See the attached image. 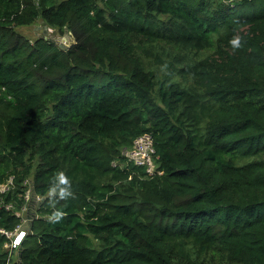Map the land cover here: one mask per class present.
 <instances>
[{
	"label": "trees",
	"instance_id": "1",
	"mask_svg": "<svg viewBox=\"0 0 264 264\" xmlns=\"http://www.w3.org/2000/svg\"><path fill=\"white\" fill-rule=\"evenodd\" d=\"M38 19L75 42L16 32ZM144 132L152 177L113 165ZM8 176L41 197L10 264H264V0H0Z\"/></svg>",
	"mask_w": 264,
	"mask_h": 264
},
{
	"label": "built area",
	"instance_id": "2",
	"mask_svg": "<svg viewBox=\"0 0 264 264\" xmlns=\"http://www.w3.org/2000/svg\"><path fill=\"white\" fill-rule=\"evenodd\" d=\"M153 144V139L150 133L144 132L133 138V141L129 147H123L121 154L124 161H115L113 165L122 167L124 162H130L144 169L145 175L152 177L155 174L161 173V170L155 163L156 154ZM13 176H8L5 180L0 181V207L6 211L12 212L18 222L12 229H6L0 227V234L4 237L3 249L7 253L6 263L10 264L13 260L17 259V253L21 247V244L29 232V224L38 216L37 203L41 198L39 195H35L32 192L30 180H25L27 189L24 193V205L20 209H13L11 201L6 200L5 197L9 194L13 188L12 183ZM35 203L32 204V202ZM36 207V209H35ZM31 209V212L29 211ZM13 255V257H12Z\"/></svg>",
	"mask_w": 264,
	"mask_h": 264
},
{
	"label": "rangeland",
	"instance_id": "3",
	"mask_svg": "<svg viewBox=\"0 0 264 264\" xmlns=\"http://www.w3.org/2000/svg\"><path fill=\"white\" fill-rule=\"evenodd\" d=\"M16 32L19 33L22 37L27 38L28 40H33L36 37H43L48 40H52L53 43H58L62 45V48H68L71 46V41L75 42L73 34L65 37V33L67 30H63L62 32L58 31L57 29L53 30L52 27H47L41 20H37L35 23L28 24V25H19L15 27ZM68 39V42H66ZM73 44V43H72ZM65 45V47H63ZM32 204L35 203L33 200ZM36 209V207H35ZM31 212V209L29 210ZM13 257V255H12Z\"/></svg>",
	"mask_w": 264,
	"mask_h": 264
},
{
	"label": "clouds",
	"instance_id": "4",
	"mask_svg": "<svg viewBox=\"0 0 264 264\" xmlns=\"http://www.w3.org/2000/svg\"><path fill=\"white\" fill-rule=\"evenodd\" d=\"M239 37H235L233 38L230 43L235 47V46H239ZM58 180L60 182V184L64 185V187H60L59 188V195L61 197H65L67 195H70V184L68 181V178L65 177L63 175V173H60L58 176ZM52 191H56V189H52ZM63 215V213L59 210L54 211L51 216L49 217V219H51L53 222L58 221L61 216Z\"/></svg>",
	"mask_w": 264,
	"mask_h": 264
},
{
	"label": "water",
	"instance_id": "5",
	"mask_svg": "<svg viewBox=\"0 0 264 264\" xmlns=\"http://www.w3.org/2000/svg\"><path fill=\"white\" fill-rule=\"evenodd\" d=\"M65 34H66V35H65V37L67 38L68 36L72 35V32H71V31H69V30H67ZM66 42H68V39H67V41H66ZM70 43L72 44V43H74V42H73V41H71ZM59 45L62 47V45H61V44H59ZM63 47H65V45H64Z\"/></svg>",
	"mask_w": 264,
	"mask_h": 264
}]
</instances>
